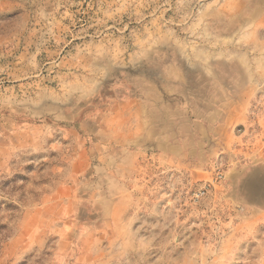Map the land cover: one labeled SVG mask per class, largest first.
Masks as SVG:
<instances>
[{"label": "rangeland", "instance_id": "374dc122", "mask_svg": "<svg viewBox=\"0 0 264 264\" xmlns=\"http://www.w3.org/2000/svg\"><path fill=\"white\" fill-rule=\"evenodd\" d=\"M0 264H264V0H0Z\"/></svg>", "mask_w": 264, "mask_h": 264}, {"label": "trees", "instance_id": "16d2710c", "mask_svg": "<svg viewBox=\"0 0 264 264\" xmlns=\"http://www.w3.org/2000/svg\"><path fill=\"white\" fill-rule=\"evenodd\" d=\"M7 229V226L6 225H3L1 222H0V249L2 247V240H1V235L2 233Z\"/></svg>", "mask_w": 264, "mask_h": 264}]
</instances>
